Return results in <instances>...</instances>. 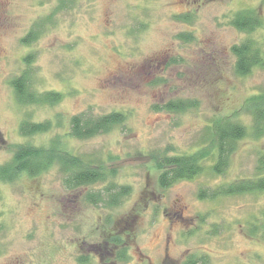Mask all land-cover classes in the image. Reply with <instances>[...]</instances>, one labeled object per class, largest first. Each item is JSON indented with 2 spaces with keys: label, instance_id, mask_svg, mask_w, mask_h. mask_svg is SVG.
I'll return each instance as SVG.
<instances>
[{
  "label": "rangeland",
  "instance_id": "1",
  "mask_svg": "<svg viewBox=\"0 0 264 264\" xmlns=\"http://www.w3.org/2000/svg\"><path fill=\"white\" fill-rule=\"evenodd\" d=\"M245 10L262 20L253 32L232 24ZM7 11L0 166L16 169L21 146L53 143L80 165L57 157L47 170L0 179V264H264V190L212 196L264 176V133L252 111L264 99V0H9ZM245 41L262 63L242 75L232 47ZM25 71L34 92L62 100L20 104L12 83ZM172 103L186 109L166 108ZM112 112L124 113L126 124L71 136L73 116ZM24 121L50 125L24 135ZM228 121L247 133L219 174L216 133ZM198 150L201 171L163 188L159 156ZM89 168L108 175L66 183ZM111 184L130 188L115 204ZM92 194L100 197L90 201Z\"/></svg>",
  "mask_w": 264,
  "mask_h": 264
},
{
  "label": "trees",
  "instance_id": "2",
  "mask_svg": "<svg viewBox=\"0 0 264 264\" xmlns=\"http://www.w3.org/2000/svg\"><path fill=\"white\" fill-rule=\"evenodd\" d=\"M232 24L240 31L253 32L262 25V20L256 12L245 10L236 15ZM24 42L27 43V39H25ZM232 51L237 57L236 69L238 73L242 75L251 73L255 66L262 63L260 50L252 41H245L241 44L234 45ZM27 61H29V58H27ZM30 81L31 77H29L28 72L25 71L12 83L17 100L20 104L56 103L62 100L63 97L61 93L37 94L31 89ZM182 105L184 104L176 106L172 103L167 105L166 108L175 111H183L186 107ZM252 106L256 129H258L260 133H264V99L254 102ZM124 124H126V116L124 113L112 112L98 117H92L88 116L86 113H82L72 117L70 134L78 139H87L100 133H107L116 126H124ZM49 125L48 122L43 124L24 121L21 124L20 130L24 135H33L47 131ZM246 133V127L241 124H236L235 122L228 121L219 126L216 133L218 136L219 150L217 153V160L213 167L216 173L222 174L225 171L228 166L229 156L235 150L237 141L243 138ZM53 144L55 146L50 149L31 145L19 147L13 157V163L16 164V169L11 167V163L0 166V179L14 181V178L25 171L33 175L37 172L47 170L57 157L61 160L65 159L71 167L80 165L77 163V158L75 156H70L68 151H64L65 158L58 156L60 155L59 145L57 143ZM48 150L52 151V153ZM203 155L204 150H198L189 155L168 156L165 154L159 156V166L163 169L160 176V185L165 188L178 180L192 179L195 177L202 169L201 158L204 157ZM107 175L108 174L104 171H97L90 168L81 169L69 175L66 179V183L72 188L81 187L104 180ZM129 190L130 188L127 186H121L117 190L115 184H111V186L107 188V192H109L108 195H110V203L112 202V204H115L119 202L123 196L128 194ZM241 190H264V176L246 182H240L235 185H229L225 190L220 188L219 191H214L215 193L212 192V196L221 193L232 194ZM202 192L203 191H201V196L206 193ZM97 197L100 196L92 194L89 196V200L95 201ZM110 239L115 241L117 238ZM185 264L196 263L193 258H190Z\"/></svg>",
  "mask_w": 264,
  "mask_h": 264
},
{
  "label": "flooded vegetation",
  "instance_id": "3",
  "mask_svg": "<svg viewBox=\"0 0 264 264\" xmlns=\"http://www.w3.org/2000/svg\"><path fill=\"white\" fill-rule=\"evenodd\" d=\"M0 6H2L1 7V14L2 15H0V25L3 23V18L5 17V18H8L9 17V11H7L8 9H9V0H0ZM6 8H7V10H6ZM3 9H5V10H3ZM8 14V15H7ZM2 16H4V17H2ZM7 25H8V23H7Z\"/></svg>",
  "mask_w": 264,
  "mask_h": 264
}]
</instances>
